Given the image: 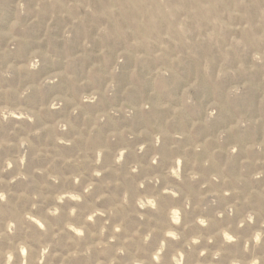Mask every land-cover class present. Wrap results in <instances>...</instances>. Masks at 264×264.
Wrapping results in <instances>:
<instances>
[{"label":"clouds","instance_id":"9594fccd","mask_svg":"<svg viewBox=\"0 0 264 264\" xmlns=\"http://www.w3.org/2000/svg\"><path fill=\"white\" fill-rule=\"evenodd\" d=\"M15 7L5 32V53L21 45L23 33L45 16L42 40L50 38L58 17L66 18L67 42L79 27L85 35L83 51L69 55L62 70L37 82L24 85L22 80L45 60L57 59L50 49H34L23 61L0 68V80L21 81L0 87L6 98L0 125L16 121L0 136V151L7 153L0 159V264H264V139L253 136L243 146L238 141L223 146L229 134L264 126V113L239 112L215 136L200 139L197 132L228 102L246 95L256 74L264 73V0H16ZM91 27L96 30L92 39L102 42L98 55L111 63L103 89L75 99L58 95L33 108L24 104L33 90L42 92L62 78L80 87L94 79L101 62L92 64L84 79L73 70L91 47ZM110 41L123 42L114 57ZM126 56L135 61L126 92L149 60L155 62L150 75L157 86L166 85L189 57L197 67L178 103H156L169 113L164 124L103 131L110 117L130 119L137 111L152 110V102L142 99L86 114L90 122L77 127L72 117L86 103L115 91ZM229 77L232 82L208 104L202 119L180 130L168 127L195 105L194 93L205 79L219 92ZM65 101L73 105L67 116L17 134L19 121L35 125L45 111L59 109ZM260 103L264 106V96ZM69 130L72 134L65 135ZM44 132L46 142L36 144L33 137ZM138 138L142 142L129 143ZM165 140L167 155L160 151ZM115 143L119 146L114 148ZM149 144L153 152L144 160ZM62 146L76 147L65 152ZM219 152L226 154L223 164L216 160ZM238 154L239 170L233 171ZM41 158L44 166L29 170V161ZM18 182L23 184L19 190ZM103 201L108 203L102 206Z\"/></svg>","mask_w":264,"mask_h":264},{"label":"rangeland","instance_id":"374dc122","mask_svg":"<svg viewBox=\"0 0 264 264\" xmlns=\"http://www.w3.org/2000/svg\"><path fill=\"white\" fill-rule=\"evenodd\" d=\"M30 2V0H29ZM94 3H101V0H93ZM16 0H0V68L6 65L9 62L15 61L19 63L27 58L30 52L34 49L40 48L48 50L50 49L53 55L57 57L55 61L52 59L45 60L39 67V69L32 73H27L24 75L22 83L27 85L29 83L37 82L43 77L60 71L65 67V60L69 55L75 56L81 51L82 43L84 39V29L83 27H79V30H74L71 42H67L64 39V27L66 23V18H57L54 22V30L50 34L49 39H43L45 32L47 31V17H41L39 21L30 25L26 32L23 33L24 40L21 45H19L16 49L5 53L4 50L8 47V37L5 35L12 19L16 13ZM70 22V21H67ZM95 28L91 27L88 31L89 39L91 40V47L88 48L83 56H81L78 60H76L73 64V70L77 73L78 79H84L87 76L88 69L92 66V64L101 62V67L97 69L94 79L80 87L74 84L71 81H67L65 79L59 80L55 84H49L47 87L43 89L42 92H38L33 90L25 99L23 103L26 104L29 108L38 107L41 103H47L55 96H69L72 98H78L81 93H91L93 89H103L107 79L108 72L111 67V63H103L104 58L99 56V50L102 47V42L96 39H92L95 36ZM113 51L110 53L112 57L115 56L116 51H118L121 47H123V42L110 41L109 42ZM203 54V53H202ZM135 61L131 56H126L124 62L120 65V70L116 74L117 85L115 91L111 95L101 94L99 99L96 102H89L84 105V108L74 117L72 120L74 124L79 127L86 122L85 116L86 114H95L98 111L107 110L110 107L118 106L125 101H127L131 105H136L141 103L142 99H149L153 108L150 111H137L134 113L133 117L130 119H126L123 114L120 116L110 117L105 123L102 125V129L104 132L110 131L113 128H120L131 126L135 130H140L148 126L149 123H154L158 125H162L165 123L168 117V111L160 110L155 107L156 103L161 99H168L172 104H176L179 102V98L182 94L183 88L185 87L186 81L192 76L197 67V61L194 58H187L185 63L179 68L178 74H175L168 78L166 85L157 86L151 77L150 73L152 68L155 66V62L149 60L146 65L143 66L139 75L135 81V87L129 89L127 92L129 84L132 82V67ZM213 71H215V65H213ZM241 79H246L248 77L241 76ZM264 73L256 74L253 86L249 89L246 95L240 98H236L230 102H228L224 108H222L216 115V117L211 121L208 126H202L197 129L198 135L200 139H204L208 136H215L221 130L226 129L232 122L235 116L239 112H248L250 116H258L264 113V106L260 103L261 96H264ZM21 82L20 77H16L15 79L3 81L0 80V87H3L5 83L15 85ZM232 82L231 77L221 82L219 86V92L217 87L210 81L204 80L202 82L201 87L198 91L194 93L195 105L190 106L188 110L185 112L182 118H178L173 121L168 127L172 130H180L184 128L187 124H189L194 119H202L205 115V109L213 100L217 98L218 95H222L223 90L229 86ZM156 88L157 91L153 94V89ZM13 99H15L13 97ZM5 96L2 92H0V105L5 103ZM72 103L65 101L64 105L55 110L45 111L40 117L37 118L35 125L29 124L27 120L19 121L21 127L16 129L17 134H23L26 128L30 127H40L44 123H51L58 118L65 117L69 114ZM12 123L7 125H0V136H5L8 134L9 130L12 128ZM72 131L69 130L65 135H71ZM48 133H41L37 137H33V140L36 144H43L46 142V137ZM253 136H255L258 140L264 139V126H257L256 128H248L241 130V132L237 134H229L225 137L223 146L227 147L229 144L234 142H239L241 146H243L246 142H248ZM15 138V137H13ZM143 140H147L148 137L145 136L142 138ZM142 142L141 139H136L133 141H129V143L135 145L136 143ZM187 142V141H185ZM119 144H113V147H118ZM213 147L216 145L213 144ZM65 152H73L75 151V147L71 148L64 147ZM12 152L15 149L10 150ZM160 151L167 155L168 153V141L165 140L164 144L161 146ZM153 152L152 145L145 149L142 154V158L147 160ZM6 152L0 151V159L6 155ZM133 153H129L128 158L131 159L133 157ZM106 161L108 159L106 155ZM226 159V154L224 152L217 153L216 160L218 163L223 164ZM239 159L240 154L233 160L231 168L233 171L239 170ZM46 160L41 158L35 162L29 161V170L33 166H44ZM165 164L164 160H161L160 167L163 168ZM188 164L186 162L185 168L187 169ZM42 179L41 177H37V180ZM15 187L19 190L23 188V184L18 182ZM102 206L106 205L108 201L101 202ZM164 206L167 205V201H164ZM43 209H41V212ZM98 221H102L103 218L98 217ZM216 226V223H213V227Z\"/></svg>","mask_w":264,"mask_h":264}]
</instances>
